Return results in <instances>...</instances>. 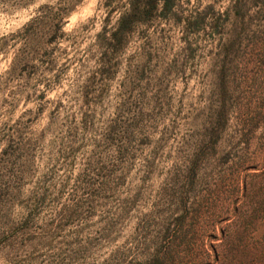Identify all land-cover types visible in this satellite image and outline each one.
I'll list each match as a JSON object with an SVG mask.
<instances>
[{
	"label": "rangeland",
	"instance_id": "374dc122",
	"mask_svg": "<svg viewBox=\"0 0 264 264\" xmlns=\"http://www.w3.org/2000/svg\"><path fill=\"white\" fill-rule=\"evenodd\" d=\"M129 2L0 0V264H264V0Z\"/></svg>",
	"mask_w": 264,
	"mask_h": 264
},
{
	"label": "trees",
	"instance_id": "16d2710c",
	"mask_svg": "<svg viewBox=\"0 0 264 264\" xmlns=\"http://www.w3.org/2000/svg\"><path fill=\"white\" fill-rule=\"evenodd\" d=\"M154 1L155 0H141V1L130 0L128 10L121 15L120 19L117 22V26L111 32L110 36L106 38V43H105L106 47L108 49L117 50L124 43L126 37L129 36V34L131 33V28L135 25V23H137L139 20H142V18L140 17L142 16L145 17L149 14L150 8L152 7ZM162 1L166 9L172 8L174 0H162ZM63 17L56 18L57 20H53V22H51V28H53L55 32L62 31ZM37 20L39 19L36 18L32 22H35ZM27 28H29V25ZM104 35H105V31L103 33H100L99 37H103ZM144 264H165V258L161 256V252H159L156 254V256H154L153 259H151L150 261Z\"/></svg>",
	"mask_w": 264,
	"mask_h": 264
}]
</instances>
